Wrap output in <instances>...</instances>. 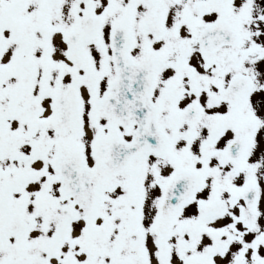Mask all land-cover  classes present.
<instances>
[{"label":"snow or ice","instance_id":"snow-or-ice-1","mask_svg":"<svg viewBox=\"0 0 264 264\" xmlns=\"http://www.w3.org/2000/svg\"><path fill=\"white\" fill-rule=\"evenodd\" d=\"M0 264H264V0H0Z\"/></svg>","mask_w":264,"mask_h":264}]
</instances>
